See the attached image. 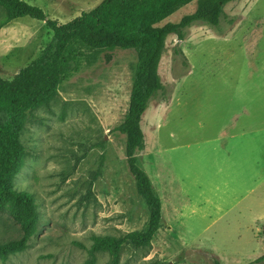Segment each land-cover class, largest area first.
<instances>
[{
  "label": "rangeland",
  "instance_id": "374dc122",
  "mask_svg": "<svg viewBox=\"0 0 264 264\" xmlns=\"http://www.w3.org/2000/svg\"><path fill=\"white\" fill-rule=\"evenodd\" d=\"M67 24L104 0H22ZM197 3L160 24L179 23ZM217 28L197 23L170 36L159 68L165 86L143 120L137 155L162 204L151 247L126 246L119 264H250L264 254V0H235ZM45 23L23 18L0 31V79L12 81L52 43ZM176 50L180 54H176ZM71 72L56 97L29 112L14 180L33 196L37 231L0 264H87L93 237L146 231L117 132L129 108L137 53L71 44ZM21 234L0 214V242ZM96 253L94 264H111Z\"/></svg>",
  "mask_w": 264,
  "mask_h": 264
},
{
  "label": "trees",
  "instance_id": "16d2710c",
  "mask_svg": "<svg viewBox=\"0 0 264 264\" xmlns=\"http://www.w3.org/2000/svg\"><path fill=\"white\" fill-rule=\"evenodd\" d=\"M235 0H104L90 13L67 24L49 20L43 10L22 0H0V31L19 19L30 18L46 24L53 33L52 43L38 58L24 68L14 80L0 79V214H6L20 231V238L0 242V261L6 263L26 250L37 231L39 215L32 195L19 192L14 180L23 165L24 149L20 136L27 114L48 105L72 65L66 60L71 44L91 50L115 48L135 50L137 65L123 123L116 129L126 137V158L139 197L149 211L146 231L125 234L120 238L93 237L89 250L94 264L96 253H108L111 264H119L126 246L151 247L161 228L162 204L152 182L138 166L137 155L145 146L143 120L151 101L164 92L159 68L168 37L185 40V32L194 24L214 28L226 17L225 7ZM197 3L196 10L179 23L160 24L178 11ZM176 54L180 51L176 50ZM264 243V231H263ZM250 264H264V254Z\"/></svg>",
  "mask_w": 264,
  "mask_h": 264
}]
</instances>
